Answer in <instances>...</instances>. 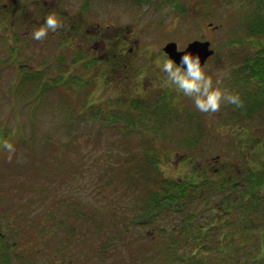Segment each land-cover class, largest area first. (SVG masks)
Instances as JSON below:
<instances>
[{
    "label": "rangeland",
    "instance_id": "1",
    "mask_svg": "<svg viewBox=\"0 0 264 264\" xmlns=\"http://www.w3.org/2000/svg\"><path fill=\"white\" fill-rule=\"evenodd\" d=\"M137 1L0 0V138L17 149L0 150V264H236L264 249L263 99L259 116L203 113L156 64L168 41L209 39L207 71L240 94L233 68L264 54L250 33L261 2ZM51 12L61 25L34 39ZM196 167L209 185L146 218L149 194ZM246 167L253 182L236 175Z\"/></svg>",
    "mask_w": 264,
    "mask_h": 264
},
{
    "label": "clouds",
    "instance_id": "2",
    "mask_svg": "<svg viewBox=\"0 0 264 264\" xmlns=\"http://www.w3.org/2000/svg\"><path fill=\"white\" fill-rule=\"evenodd\" d=\"M61 23L60 16L51 12L42 25L34 28L32 36L37 40L43 39ZM156 64L166 74L165 83L183 96L191 98L200 112L215 113L225 103L236 107H242L244 104L238 92L221 87L219 80L214 81L207 71L206 63H201L199 54L185 52L178 63L167 52H163V55L157 58ZM0 150H6L10 160L17 151L14 141L10 138H0Z\"/></svg>",
    "mask_w": 264,
    "mask_h": 264
},
{
    "label": "trees",
    "instance_id": "3",
    "mask_svg": "<svg viewBox=\"0 0 264 264\" xmlns=\"http://www.w3.org/2000/svg\"><path fill=\"white\" fill-rule=\"evenodd\" d=\"M259 2H261V7L258 11V13L255 15V18H254V21L252 22V27L253 29L250 31L251 34H254V35H259L260 38L263 40L264 39V0H259ZM253 40V38H251L250 40L248 41H251ZM261 42V41H260ZM262 47H264V42L261 43ZM264 50V48H263ZM259 55V57H258ZM77 58H75L73 60V64H75L77 62ZM251 63H248L247 66H251V68H248L247 72L249 75H250V78L247 80L248 84L246 85L245 89L247 90L245 92V96H246V99L248 100L251 96H253V98H255V101L254 102H250L249 104L251 106H254V104L256 103V99L257 97H255L256 94H260L261 95V99H263V102H260V104H263L264 105V54L260 51H258V54H257V57L255 60L250 61ZM27 67V64H23V67L22 68H26ZM246 71V70H245ZM31 72L32 71H28V73H30L31 75ZM29 76V75H28ZM247 102V101H246ZM248 104V103H246ZM260 106V105H258ZM262 108V106H260ZM239 169V168H238ZM241 170V169H240ZM194 173H195V176H191V181L188 182L187 180H182V181H177L175 182V184L173 183V186L171 188H167V189H163L161 190L160 192H158L157 190H154L153 192H151L149 195V198L151 199V203H152V207L153 209H158L160 210L161 208H167V207H174L172 206V204H182L183 201L185 200V198H191V195L189 193V185L188 184H192L191 186H194V187H198L200 186L199 183H201V181H203V183H205L204 181H207V179L209 177H206V176H210V173H204L201 169H199L198 167H196L194 169ZM255 171H252L250 173V168L246 167V168H243L241 170V173L239 175H243V179H247V181H251V178L249 177V175H252V182L254 181L253 177L255 176ZM205 176V178H203L202 176ZM257 181L258 182V185L261 186L264 184V174L263 176H257ZM165 185V182L162 183L160 185V187L162 185ZM245 182L243 183H237V182H234V185L237 186V187H243L245 188ZM217 185V184H216ZM218 187H223V186H220L218 185ZM148 198V199H149ZM229 207V205H228ZM253 208V210H259V206H252L250 204H247L245 207H243L242 209L244 210L245 208ZM255 207V208H254ZM224 208V206L222 207ZM224 210H228V209H224ZM240 209L237 207H234L232 209V212H235L237 213ZM229 211H231L229 209ZM194 212L191 213V215H193ZM195 214V213H194ZM1 238H4L1 236ZM206 248V247H205ZM207 250H211L210 247H207L206 248ZM256 248L255 247H250V248H247L246 250H243L244 252V258L243 256L241 255V253H238V255H234L235 257H233L232 259L236 261V264H264V249L263 250H260V252L258 254H255L253 255L252 252L255 250ZM219 251H223L222 249H220ZM236 257H238L239 259H237ZM221 262L219 264H229L227 262ZM196 264H198L196 262ZM233 264V263H231Z\"/></svg>",
    "mask_w": 264,
    "mask_h": 264
},
{
    "label": "water",
    "instance_id": "4",
    "mask_svg": "<svg viewBox=\"0 0 264 264\" xmlns=\"http://www.w3.org/2000/svg\"><path fill=\"white\" fill-rule=\"evenodd\" d=\"M210 45L211 42L209 40L197 39L191 41L185 49L179 50L177 43L175 41H171L164 46V50L178 63L185 52H192L194 55L199 54L201 63L203 64L206 62L207 58L215 52L214 48H211Z\"/></svg>",
    "mask_w": 264,
    "mask_h": 264
},
{
    "label": "flooded vegetation",
    "instance_id": "5",
    "mask_svg": "<svg viewBox=\"0 0 264 264\" xmlns=\"http://www.w3.org/2000/svg\"><path fill=\"white\" fill-rule=\"evenodd\" d=\"M122 40V42L120 41V44H127V41L128 42H130V39L128 38V36H126V38H124V39H121ZM117 43H118V40L116 41V46H117ZM116 46H115V48H114V50H112L111 51V53L112 54H114V55H116V54H118V55H120V57H127V54H126V50L125 49H127V47L126 46H124V48H119V46L116 48ZM122 46V45H121ZM137 46V45H136ZM135 46V47H136ZM133 49V47H131L130 48V52H131V50ZM115 50L117 51V52H115ZM117 56V55H116ZM126 66H127V64H126Z\"/></svg>",
    "mask_w": 264,
    "mask_h": 264
}]
</instances>
